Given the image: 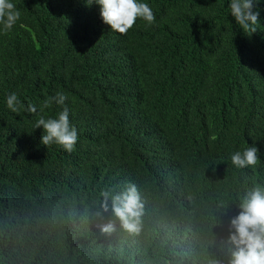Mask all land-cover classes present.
I'll use <instances>...</instances> for the list:
<instances>
[{
	"label": "trees",
	"instance_id": "1",
	"mask_svg": "<svg viewBox=\"0 0 264 264\" xmlns=\"http://www.w3.org/2000/svg\"><path fill=\"white\" fill-rule=\"evenodd\" d=\"M10 2L21 16L0 24V264H229L230 220L264 186V0L248 30L230 0H140L155 22L126 34L95 0ZM57 92L65 104L44 107ZM64 107L71 152L36 127ZM249 146L257 164L235 168ZM128 182L144 204L138 234L99 209ZM109 220L116 231L101 232Z\"/></svg>",
	"mask_w": 264,
	"mask_h": 264
},
{
	"label": "clouds",
	"instance_id": "2",
	"mask_svg": "<svg viewBox=\"0 0 264 264\" xmlns=\"http://www.w3.org/2000/svg\"><path fill=\"white\" fill-rule=\"evenodd\" d=\"M95 3L100 6L104 23L120 34H126L138 18L149 24L156 19L150 6L140 0H95ZM229 8L236 24L244 30L250 29L258 21L259 13L253 11V0H230ZM20 16V11L10 0H0V24L5 31L10 30ZM53 100L64 105L67 97L57 92L55 97L45 101L44 107L50 106ZM17 103L16 94H10L7 105L13 112L17 111ZM28 111L36 113L37 108L29 104ZM41 126L45 133L41 137L42 144L47 146L56 143L67 152L74 150L78 134L76 128L70 126L67 107L58 114V118L45 119L39 116L36 127ZM258 151L255 146H249L243 152L236 151L231 155V162L237 169L254 167L259 159ZM109 208L122 230L130 234L140 232L144 204L134 183L128 182L124 190L115 195L108 191L102 192L99 209L108 212ZM239 208V214L230 220L228 243L232 250L229 264H264V186L256 185L244 193ZM101 214V211H97L94 215L99 217ZM116 227V222L109 220L101 226V232L110 234L116 231Z\"/></svg>",
	"mask_w": 264,
	"mask_h": 264
}]
</instances>
